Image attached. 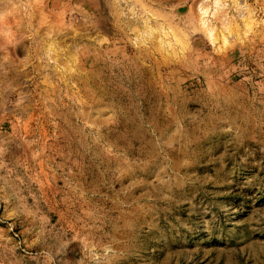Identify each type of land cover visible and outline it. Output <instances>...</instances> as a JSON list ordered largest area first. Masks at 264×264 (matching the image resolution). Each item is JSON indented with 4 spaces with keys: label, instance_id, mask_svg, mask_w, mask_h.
Listing matches in <instances>:
<instances>
[{
    "label": "rangeland",
    "instance_id": "1",
    "mask_svg": "<svg viewBox=\"0 0 264 264\" xmlns=\"http://www.w3.org/2000/svg\"><path fill=\"white\" fill-rule=\"evenodd\" d=\"M0 264H264V0H0Z\"/></svg>",
    "mask_w": 264,
    "mask_h": 264
}]
</instances>
